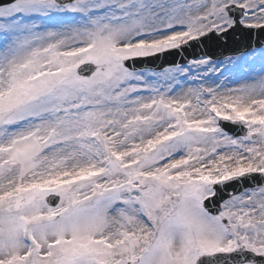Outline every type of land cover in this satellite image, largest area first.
<instances>
[{
    "label": "snow or ice",
    "instance_id": "1",
    "mask_svg": "<svg viewBox=\"0 0 264 264\" xmlns=\"http://www.w3.org/2000/svg\"><path fill=\"white\" fill-rule=\"evenodd\" d=\"M0 264H264V0H0Z\"/></svg>",
    "mask_w": 264,
    "mask_h": 264
},
{
    "label": "water",
    "instance_id": "2",
    "mask_svg": "<svg viewBox=\"0 0 264 264\" xmlns=\"http://www.w3.org/2000/svg\"><path fill=\"white\" fill-rule=\"evenodd\" d=\"M236 34H234V35H232V37H234ZM248 39H249V37H248ZM217 42L216 43V45L215 46H213V47H208V43L210 42ZM259 41V39L258 40H256V42H258ZM222 44V41H221V39L220 38H217V37H214V34H212L210 37H205L204 39H203V42H202V45H204L205 46V48H207L206 50H205V53L206 54H215L216 52H220V50H222L223 51V49H221L220 47V45ZM199 51L200 52H202V54L204 53L202 50H200V48H199ZM171 54V56H172V62H177V60H179V58H180V54L177 52V51H175V52H171L170 53ZM184 55L186 56V57H190L192 54L190 53V52H188L187 50H185V53H184ZM167 60H164L163 61V63H165ZM169 62H171V61H169ZM148 65H152L151 63H149ZM154 65V64H153ZM245 184H247V183H245Z\"/></svg>",
    "mask_w": 264,
    "mask_h": 264
},
{
    "label": "rangeland",
    "instance_id": "3",
    "mask_svg": "<svg viewBox=\"0 0 264 264\" xmlns=\"http://www.w3.org/2000/svg\"><path fill=\"white\" fill-rule=\"evenodd\" d=\"M186 65H187V64H186ZM231 86H238V85H235V84H234V85H231Z\"/></svg>",
    "mask_w": 264,
    "mask_h": 264
}]
</instances>
